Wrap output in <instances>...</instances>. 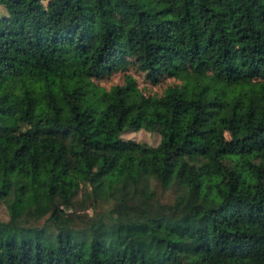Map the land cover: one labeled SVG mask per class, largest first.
<instances>
[{
  "label": "trees",
  "instance_id": "1",
  "mask_svg": "<svg viewBox=\"0 0 264 264\" xmlns=\"http://www.w3.org/2000/svg\"><path fill=\"white\" fill-rule=\"evenodd\" d=\"M0 4V199L24 214L0 235V264H264V0ZM124 54L152 81L186 66L207 84L145 93L129 73L95 81ZM211 80L232 92L207 96ZM142 126L162 135L151 173L177 184L180 215L68 210L64 187L71 199L82 189L83 208L149 191L139 165L114 176L108 158L122 130Z\"/></svg>",
  "mask_w": 264,
  "mask_h": 264
},
{
  "label": "rangeland",
  "instance_id": "2",
  "mask_svg": "<svg viewBox=\"0 0 264 264\" xmlns=\"http://www.w3.org/2000/svg\"><path fill=\"white\" fill-rule=\"evenodd\" d=\"M5 7L0 4V13L5 12ZM130 56L124 54L118 57L116 66L112 71L104 73L101 77H95V81L103 86H110L114 83H121L124 81L126 75L129 73L134 77L136 85L145 93L157 92L161 93L163 88L168 84L175 82L177 85L188 87H195L203 89L206 86L205 79L195 83L192 80L191 73L187 72V67L184 66L178 73L167 74L163 73L157 81L150 80L145 72L138 69L134 63L128 62ZM204 78V77H203ZM213 81V80H211ZM214 85L210 86V91L207 96L213 95L224 89L226 92H232L233 85L225 83L222 86L220 81L214 80ZM257 83L255 88L259 85L257 81H249L244 85L242 90L250 92L252 85ZM219 90V91H218ZM161 133L156 129H148L146 127H139L137 129H124L119 133L122 139L119 145L111 150L108 158L111 162L110 172L116 176L118 173L126 172L128 169L137 170L139 165L145 173L148 174L147 190L144 192L135 187L133 190L119 202L113 199H97L94 205L87 204L84 208L80 203V192L72 198L71 190L67 187L61 189L63 202L67 205L68 210L79 211L81 213H88L97 215L99 212H104L108 209H114L123 218L127 217L131 220H140L144 216H151L157 212H162L170 216H178L182 211V207L186 202L185 196L181 193L176 183L169 182L165 184L158 178H155L151 173L153 158L151 154L161 141ZM262 165V164H261ZM130 167V168H128ZM116 173H113V171ZM212 181V180H211ZM207 184L204 185L206 188ZM49 185L47 182H42L40 185V192L42 194L48 193ZM203 188L202 190H204ZM212 188L215 187L212 185ZM56 210L54 216L57 221H62L64 216V207ZM128 207V208H127ZM126 211L125 213H123ZM100 218L104 223L107 231L114 236H117L122 241H126L127 234L123 224L119 223L113 217L107 214H101ZM7 221L15 223L24 222V214L15 213L10 207V195L0 199V235L7 228Z\"/></svg>",
  "mask_w": 264,
  "mask_h": 264
}]
</instances>
